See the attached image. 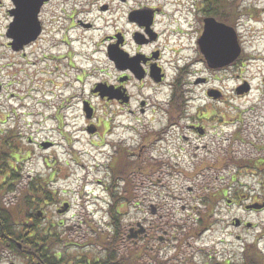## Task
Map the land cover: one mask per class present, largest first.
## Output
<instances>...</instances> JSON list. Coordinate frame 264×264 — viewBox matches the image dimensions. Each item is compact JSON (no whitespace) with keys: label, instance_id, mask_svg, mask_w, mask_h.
I'll return each instance as SVG.
<instances>
[{"label":"rangeland","instance_id":"obj_1","mask_svg":"<svg viewBox=\"0 0 264 264\" xmlns=\"http://www.w3.org/2000/svg\"><path fill=\"white\" fill-rule=\"evenodd\" d=\"M106 1L113 0L98 2ZM236 1L241 11L248 10L236 24L243 55L232 68L220 73L218 84L223 92L224 104L229 102L233 108H245L255 104L264 95L260 86L264 74V0ZM87 2L77 0L76 6H86ZM203 2L124 0L121 4L114 0L113 6H136L141 3L176 6L183 20L186 6H204ZM199 16L196 13L193 20H190L192 17L188 18L191 21L188 31L185 25H174L181 32V45L187 48L186 55L192 58L195 56L191 53L195 47V32L198 30V23L194 19ZM9 61L3 46V36L0 35V140L7 138L10 150L20 151L14 155L16 161L10 156L5 160L0 155L1 175L10 165L16 169L18 176V179L11 180L16 190L1 198L11 205L21 200L20 195L25 194L23 190L28 186H34L37 191L43 187L48 192H54L47 205H41L45 217L37 223L41 228L54 225L52 231L57 234L59 242L51 249L53 256L61 255L64 264L99 259L103 256V244L107 239L117 232L121 234L123 230L127 235L129 228L141 224L150 235L148 241L139 239L133 244L119 240L115 247L118 257L126 260L130 258L136 264H158L157 261L166 264H213L217 261L242 264L243 250L259 237L264 214L242 215L239 204L227 208L226 200L221 197L208 215L206 211L211 203L209 196L218 192L222 194L227 191V199L235 196L239 198V195L241 199H250L261 194L260 186L247 172L249 168L231 165L229 157L242 162L264 156L255 148L258 140L250 133H261L264 119L250 124V135H242L247 144L240 145L234 151L228 148L225 137L231 138L241 123H230L229 119H224L225 123L221 122L219 127L220 148L213 154L214 169L201 168L189 161L188 156L184 157L185 161L178 160V165L174 167L166 161L169 157L163 142L156 143L153 137H147V145L142 147L144 140L140 135L123 131L116 121H104L106 111H112V108L88 97L90 87L104 78V74H111V69L105 67L107 62L102 57L97 56L86 66H80L89 69L91 76L83 84L76 83L74 89L66 85L71 81L68 70L60 71L57 77L55 73L49 74L53 67L45 62L34 60L35 65L30 61V65H26V60L19 59L17 67H8ZM75 62L76 67H79V57L75 58ZM94 66H98L97 71L93 70ZM38 78L52 81V87L57 89L56 97L52 95L46 98L50 103L41 99L42 88L39 86L44 84L37 81ZM240 80L247 81L252 89L249 95L235 98L232 90ZM72 96L76 98L71 100ZM82 98L90 101L96 112V121L92 125L98 133L94 135L86 133L89 123L82 117ZM106 129L108 132L104 133ZM42 143L52 145L44 149L40 146ZM112 143L116 147H111ZM123 149L124 152H121ZM111 156H116L119 162L117 164L116 158H113L108 168ZM156 160L157 167H154L153 162ZM171 160L173 162L174 159ZM118 167H126L124 178H116L112 173ZM233 175L236 176L235 182L229 180ZM188 187L193 188L192 195L186 193ZM110 193L117 197L114 206L118 210L114 208L112 211L115 215L114 225H111L109 213L105 212L104 203L106 200L112 201ZM25 196L29 197L28 194ZM62 202L69 203V209L68 213L60 215L55 208ZM150 204L159 208L156 216L150 214ZM39 206L34 211H41ZM182 206H187L185 211L181 210ZM238 215L256 228L233 229L231 219ZM61 221L63 225L57 229ZM161 237L163 241L159 243ZM258 247L264 248V237H260ZM0 264H24V259L0 246Z\"/></svg>","mask_w":264,"mask_h":264},{"label":"flooded vegetation","instance_id":"obj_2","mask_svg":"<svg viewBox=\"0 0 264 264\" xmlns=\"http://www.w3.org/2000/svg\"><path fill=\"white\" fill-rule=\"evenodd\" d=\"M76 1L0 0V28L4 49L10 58L8 67H17L19 59L30 60L33 64L34 60H40L49 67L52 66V71L46 70L55 73L57 77L60 71L68 70L71 81L66 85L74 89L76 82L83 84L91 76L89 69L80 66L89 64L93 57H102L107 62L105 67L111 69V74H104V78L97 83L104 85L102 89L109 94L103 99L93 94L92 90L97 84L94 83L89 89L88 97L112 108V111H106L105 122L116 121L120 129L134 132L145 141L147 137H153L156 143L163 142L166 153L175 152L169 158L174 159L173 163L170 162L173 166L178 165L177 160L185 161L184 157L188 156L193 164L214 169L213 154L220 148L219 127L221 122L225 123L224 119H229L230 123H241L231 138L225 137L228 148L234 151L240 145L247 144L242 135L247 137L251 133L258 140L255 148L264 154L263 122L261 133H248L253 121L264 119V95L255 104L245 108H233L229 102L224 104L223 92L218 83L220 73L228 68L210 70L199 53L197 58V41L203 34L205 19L213 18L226 24L217 19L218 11L211 12L204 6H198L200 16L195 19L198 30L195 32V47L191 51L195 56L192 58L187 57L186 48L181 45V32L175 28L174 14H169L167 6H152L147 3L113 6L114 0L101 3L99 0H87L86 6H76ZM118 2L122 4L124 0ZM37 6L38 37L34 42L21 47V50H16L13 47V38L17 35L15 31L27 26V16ZM76 55L80 59L79 68H76ZM112 56H116V64L110 61ZM260 84L261 92L264 93V74ZM237 85L232 90L235 98ZM74 98L76 97L72 96L71 100ZM85 103L93 110L91 120L86 122L93 130L90 135H94L98 133L92 125L96 121V112L91 102L82 98L80 104L83 106ZM237 111H240L239 114H236ZM124 121H128L129 125ZM107 132L108 129L104 131ZM145 145L147 143L142 146L146 147ZM111 147L116 145L112 143ZM118 162L117 158V164ZM229 162L238 168L248 167L247 172L261 188V194L251 200L259 202L262 209L244 213L255 216L264 214V156L242 162L229 157ZM0 178V186L5 185L2 191L0 189V219L4 220L7 232L5 239L9 241L11 205L10 202L7 205L1 197L10 193L8 186L11 173L5 172ZM229 180L235 182L236 176L233 175ZM225 200L227 208L239 204L236 199ZM67 206L69 207L68 204ZM60 207L55 208V211L64 214L59 213ZM182 210H185V206H182ZM41 212L44 217L45 213ZM235 220L238 221L237 226ZM58 224L57 229L63 222ZM262 225L260 234L264 231V224ZM231 226L235 230L256 228L240 215L232 217ZM21 230L27 229L22 226ZM260 234L255 242L246 247L261 250L264 264V248L258 247V241L260 237H264V233ZM3 247L11 252L9 243H3ZM27 263L28 260L25 259L24 264Z\"/></svg>","mask_w":264,"mask_h":264},{"label":"trees","instance_id":"obj_3","mask_svg":"<svg viewBox=\"0 0 264 264\" xmlns=\"http://www.w3.org/2000/svg\"><path fill=\"white\" fill-rule=\"evenodd\" d=\"M203 5L204 8L209 9L211 12L218 11L217 19L231 26H235L240 17L248 12L247 9L241 11L238 1L236 0H205ZM9 148L7 138L1 139L0 155L4 156L5 160L7 156L12 155L13 153L9 151ZM154 167L157 166L155 165ZM8 169L12 174V178L18 179L15 170L11 167ZM126 172V167L115 168L112 170L114 176L120 179L124 178ZM14 186V184L10 186L12 193L16 190ZM0 189L2 191L4 188L0 187ZM23 191H25V194L20 195L21 200H16V202H13L10 206L9 241L5 239L7 232L4 228V220L0 219V244L3 245V243H9L10 249L14 251L15 254L28 260L27 264H62V262L53 256L51 252L52 245L56 243L54 240V234L51 231V225L41 230V226L37 224L40 220L34 218V216L29 213L37 203L45 199L50 201L51 192H48L43 187L37 191L34 186H28ZM26 194H28L29 197L25 196ZM33 203L35 204L33 205ZM115 203L116 200L114 198V204ZM109 213L111 223L114 225L113 221H115V215L112 214L111 210ZM1 216L2 212L0 211V217ZM25 220H27L26 224ZM23 222L24 224H22ZM24 225L28 226L25 227ZM22 226L27 230H21ZM123 233L124 230L122 231V234ZM120 235L119 232L116 235H113L111 239H109V242L104 244L108 250V252L106 251V255L99 261L91 262V264H129V262L131 264H136V261L130 258L123 260L117 257L118 254L115 247L117 246V243H119L118 238ZM143 240L147 242L148 238H143ZM19 246H21V251L18 250ZM243 256L244 264H262L263 257L258 254L253 247L246 249ZM157 263L166 264L159 261H157Z\"/></svg>","mask_w":264,"mask_h":264},{"label":"water","instance_id":"obj_4","mask_svg":"<svg viewBox=\"0 0 264 264\" xmlns=\"http://www.w3.org/2000/svg\"><path fill=\"white\" fill-rule=\"evenodd\" d=\"M198 45L205 62L211 69L222 68L230 65L240 56L241 53L234 29L224 24H218L213 19L205 21L204 32L198 42ZM114 59L116 60V57ZM98 91L100 92L101 97L107 96L101 88H97L95 90V92ZM246 91L247 88L241 87L237 90V93L242 94ZM85 112L87 114V118H90L91 113L87 110H85ZM43 147L46 148L48 146L43 145ZM151 211L154 212L155 209L152 207ZM142 233L143 228L140 226L139 230L136 232L130 230V235L127 236V239H135Z\"/></svg>","mask_w":264,"mask_h":264}]
</instances>
